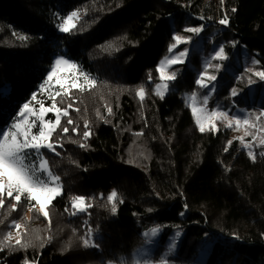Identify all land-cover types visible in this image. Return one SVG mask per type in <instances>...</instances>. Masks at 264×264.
I'll return each mask as SVG.
<instances>
[{"label": "trees", "instance_id": "1", "mask_svg": "<svg viewBox=\"0 0 264 264\" xmlns=\"http://www.w3.org/2000/svg\"><path fill=\"white\" fill-rule=\"evenodd\" d=\"M73 11L76 27L60 32ZM185 18L188 28L217 32L212 41L226 60L244 52L264 70V0H0V130L25 103L33 113L41 104L51 107L53 97L44 98L41 87L57 57L95 80L54 97L68 115L61 114L49 140L55 151L41 149L62 188L47 220L55 213L64 236L58 240L55 231L46 240L44 232L27 248L0 250V264H136L141 248L151 250L153 264H264V143L255 142L250 157L227 130L195 129L182 100L195 87L194 49L173 67L178 74L167 96L154 90L159 62ZM184 32L193 44L197 37ZM228 90L218 84V98ZM54 113L46 119L55 122ZM259 124L264 141V119ZM112 191L115 213L107 199ZM75 196L85 198V212L72 208ZM34 203L22 197L17 204ZM38 221L45 226L39 214L30 222ZM170 238L174 250L167 249ZM200 251H207L204 259Z\"/></svg>", "mask_w": 264, "mask_h": 264}, {"label": "rangeland", "instance_id": "2", "mask_svg": "<svg viewBox=\"0 0 264 264\" xmlns=\"http://www.w3.org/2000/svg\"><path fill=\"white\" fill-rule=\"evenodd\" d=\"M78 18H79V14L77 13V17L73 19L72 23L75 24ZM186 21L187 19L185 18L181 27L182 31L179 34H174L175 36L178 35L182 38L181 42L177 43L175 40L174 44H176V47L172 48L173 44L169 46L167 55L159 62V67L163 65L165 68V74L171 75L173 72H175L173 67L187 62L189 59L190 50L194 49L193 52H195V54L198 53V57H199V64L195 71L196 72L195 81L200 78L202 73L206 72L207 75H205L204 77V83L208 85V87L202 88L195 83L194 85L195 87L193 90L187 91L182 95V100L193 119L195 129L199 131V127L195 122L196 118L192 113L193 106H195L197 109L203 110L207 114H210L213 111L225 112L227 113L229 119L232 121V126L228 127L227 126L228 121L224 120L223 118H220L214 121L217 125V128L215 131L212 132L215 133L218 131L227 130L230 133L231 139L237 140V142L241 147L250 151V148L254 145L255 142L260 143L263 140L262 137L263 130L259 123L261 118L264 119V115H261V113L264 112V81H260L259 78L254 75L256 71H260V70L258 69L256 64H253L254 59L251 56L248 57L244 52L241 55H239V53H236L232 59H228V60L225 59L221 61L219 59H212L215 52L221 48V46L217 45L216 42L212 41V38L217 32L214 31L211 33H205L202 27V30L199 33H193L197 38L196 41L192 44V40L189 39V37L192 36L188 37L184 35L185 34L184 31L188 29L187 25H185ZM175 28L176 27L173 26L171 27L172 30H174ZM170 48L172 49L171 52L169 51ZM185 50H187L186 56L182 62L176 64L165 63L166 60L174 58L181 51H185ZM58 58H64V57H57L56 59ZM55 60L53 62L52 67H55ZM70 63L73 62L70 61ZM209 64L212 65V67L206 68V65ZM217 65L219 66L218 68L216 67ZM247 69H252V71L249 72L247 71ZM79 73L80 72L78 68L73 70L63 65L60 66L57 72V76L54 77V79L51 81H47L46 79L47 82L45 81L44 85L41 87V92L43 94V97L44 98L56 97L57 92L61 94V93H66L71 89L73 90L76 88H82L80 87V85H82L83 87L90 86L91 84L85 82L84 78L80 76ZM110 73L114 76L116 75L115 74L116 72H110ZM157 74L159 78V82L157 84L163 85L164 83L167 84L169 83V81H162L160 79V74L158 72V69H157ZM240 74H242L243 77H239ZM210 75H215L217 77L216 81H209L207 79V76ZM231 77L235 78L234 84L232 83ZM249 78L255 81V83L249 84L248 83ZM241 79L244 80L243 84H245V86L239 87L236 85V80L237 81L239 80L240 82ZM57 80H62L65 84V88L61 89L59 84L56 83ZM72 82L77 83L78 86L76 88L68 87V85H70ZM220 83L225 84L229 89L228 90L229 96L227 98H218V84ZM156 85L154 90L157 92ZM213 85H215V88L214 90L210 91ZM255 89L259 90V92L254 91ZM233 90H235L238 94L233 96L232 95ZM168 91H169V84H168ZM168 91L165 92L163 97L167 96ZM194 93L196 95V99L193 101L191 97ZM205 95L208 96L207 104L203 103V98ZM240 95L244 96L243 102L242 101L236 102L235 98H237ZM251 106H253L255 109H253V107ZM49 113L45 114L44 116L45 120H47L46 116ZM38 114H39V110L36 113L28 114V116L26 117V119L29 122L35 121V126L32 129L33 133H36L39 130L40 122L39 120L36 119ZM234 118H239L241 121H243L244 119H248L249 124L244 125L243 123H241L240 125H237L235 123ZM21 119H25V118H21ZM36 126L37 129H35ZM245 145H248V147H245ZM55 183L53 184V186H55ZM5 193L7 194L6 191ZM17 203L19 202H16L14 199L12 200V202L7 201V203L4 204L5 205V209L3 210L4 213L0 215V250L8 251V249L19 248L20 246L16 245L17 239H20L22 244L37 241L40 239L41 235L44 232H46V237H45L46 240L50 239V237L53 238V234L55 233V231L58 234L59 237L58 240L64 236L61 233V230L58 229V224L62 225V223L60 221L57 222L58 217L55 213H53V216L52 218H50V220H47L49 218V215L46 218L41 213H39L38 211L39 205H37L36 203H34L32 206L25 204L22 205L21 207H19ZM13 205H15V207H13ZM49 208L50 205L46 209L48 213H50ZM37 214H39V217L45 218L46 220L45 226H42L40 224V221L34 223L30 222L32 216ZM15 223H19L21 225V228L16 229L14 227ZM170 239L171 241L167 243V249L174 250V246H175L174 239L173 238ZM5 245L8 246L5 247ZM150 253L151 250L147 248H141L138 252H135V257L137 259H140L139 261H136V264H153L154 262L150 259L151 256ZM206 254L207 251H205L204 253L203 251H200L198 254L199 256L198 259H204ZM26 264H33V263H26Z\"/></svg>", "mask_w": 264, "mask_h": 264}, {"label": "snow or ice", "instance_id": "3", "mask_svg": "<svg viewBox=\"0 0 264 264\" xmlns=\"http://www.w3.org/2000/svg\"><path fill=\"white\" fill-rule=\"evenodd\" d=\"M76 17L77 12L73 11L59 25V31L63 33H69L73 28L76 27V25L72 23L73 19ZM219 23L221 25H227V17L225 16V18L221 19ZM201 30L202 27H190L186 29V31L190 33H199ZM21 39L23 40L26 38L21 37ZM174 39L177 43L181 42L182 40V38L178 35L175 36ZM175 47L176 44H173L172 48ZM171 50L172 49L170 48L169 51L171 52ZM186 51L187 50L181 51L174 58L166 60L165 63L176 64L182 62L186 56ZM226 58L227 57L223 47L216 51L212 57V59H219L221 61L225 60ZM253 64H259V61L253 60ZM62 65L73 70L77 69L78 67L77 64L70 63L68 59L58 58L55 60V67H52L47 74V81H51L57 76V72ZM207 67H212V65H206V68ZM216 67L218 68L219 66L217 65ZM247 71L251 72L252 69H247ZM158 72L162 81H174L178 74L177 72H173L171 75H166L163 65L158 68ZM79 75L84 78L85 82L90 83L91 85L95 84V80H90L88 74L80 72ZM205 75H207L206 72L202 73L200 78L195 81V83L202 88L208 87V85L204 83ZM254 75L257 76L260 81H264V70L256 71ZM207 79L209 81H216L217 77L215 75H210L207 76ZM56 83L59 84L61 89L65 88V84L62 80H57ZM248 83L253 84L255 81L249 78ZM77 86L78 85L75 82H72L70 85H68L70 88H76ZM80 87L83 86L80 85ZM214 88L215 85L212 86L210 91L214 90ZM156 89V94L163 98L165 92L168 91V84H157ZM237 94L238 93L235 90L232 91L233 96ZM57 95L59 96L60 93L57 92ZM137 95L139 96L140 100L143 101L145 98L144 89L140 88ZM32 99H36L35 95H33ZM51 99H53L51 107H45L43 104L40 105L39 114L36 117V119L40 122L38 132H32V129L35 126V121L29 122L26 119L28 114L34 112V109L30 107L29 103H25L19 109L18 117L12 122L10 127L6 126V130H0V206L4 204L3 196L6 191L7 197L14 198L16 202H20L22 197H25L30 202L35 201V203L39 205V213H41L46 218L49 215L46 209L56 197L62 194V188L58 183H55L59 181V177L54 176L48 169L47 160L41 155V149L55 151L56 146L49 142V140L56 128L60 125L61 114L64 116L68 115L66 109L63 111V113H61V109L57 107L54 97ZM191 99L193 101L196 99L195 93L192 95ZM207 100L208 96L205 95L203 98V103L207 104ZM69 107H71V105H69ZM53 111L56 113L55 122L51 120H45V114ZM109 113H111V109H109ZM192 113L196 118L195 122L201 133H204L205 131H215L217 125L214 121L220 118L228 121V127L232 126V121L225 112L213 111L212 113L207 114L203 110L197 109L195 106H193ZM261 115H264V112H262ZM234 119L237 125H240L241 123L244 125L249 124L248 119H244L243 121H241L239 118ZM67 124L72 125V119L69 118L67 120ZM87 127L88 125L85 123V128ZM68 131V127L63 128L64 133H68ZM73 131H75V129H73ZM90 135V131L83 132L85 139H87ZM261 143H264V141H261ZM229 144H231V141H229ZM81 147H86V145L81 144ZM245 147H248V145H245ZM225 151H227V148H225ZM32 155H36L37 160H32ZM248 155L252 157L253 153L249 151ZM41 173H43V176ZM54 183L55 186H53ZM116 197V191H112L107 197L108 201L113 202L111 208L113 213L117 211L116 204L114 202ZM71 206L74 210H78L79 212H85L87 207H89V205L86 204L85 198L82 196H75L72 199ZM13 207H15V205H13ZM14 227L16 229H20L21 225L19 223H15ZM157 232L158 229L154 228L152 230L153 235H155ZM84 243L87 245L89 241L85 240ZM16 245L20 246L21 248H27L30 246L29 243L22 244L20 239L16 240ZM7 246L8 245H5V247ZM161 264H164V262L162 261Z\"/></svg>", "mask_w": 264, "mask_h": 264}]
</instances>
